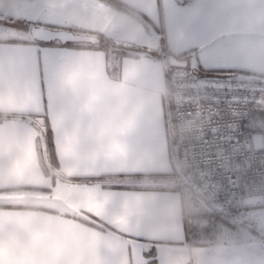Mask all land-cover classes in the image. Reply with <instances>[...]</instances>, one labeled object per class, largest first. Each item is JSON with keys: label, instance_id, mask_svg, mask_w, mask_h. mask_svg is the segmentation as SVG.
Returning <instances> with one entry per match:
<instances>
[{"label": "crops", "instance_id": "crops-1", "mask_svg": "<svg viewBox=\"0 0 264 264\" xmlns=\"http://www.w3.org/2000/svg\"><path fill=\"white\" fill-rule=\"evenodd\" d=\"M119 1L138 14L0 0V264H264V237L188 245L176 190L109 185L172 170L163 43L184 66L264 77V0ZM33 25L126 54L111 69L102 49L36 42Z\"/></svg>", "mask_w": 264, "mask_h": 264}, {"label": "built area", "instance_id": "built-area-1", "mask_svg": "<svg viewBox=\"0 0 264 264\" xmlns=\"http://www.w3.org/2000/svg\"><path fill=\"white\" fill-rule=\"evenodd\" d=\"M170 57L164 42L170 156L185 230L196 216L227 213L242 225L238 237L224 242L248 241L254 224L247 199L264 201V77L200 73ZM120 61L119 54L109 53V68Z\"/></svg>", "mask_w": 264, "mask_h": 264}, {"label": "rangeland", "instance_id": "rangeland-1", "mask_svg": "<svg viewBox=\"0 0 264 264\" xmlns=\"http://www.w3.org/2000/svg\"><path fill=\"white\" fill-rule=\"evenodd\" d=\"M6 36H13L14 33L5 32L3 33ZM186 67L191 68L197 72H203L208 69L200 68L197 63L188 60ZM211 71V70H208ZM213 71V70H212ZM211 71V72H212ZM208 73V72H205ZM213 73H222V72H213ZM224 73V72H223ZM227 73V72H225ZM172 137H170L171 142ZM47 174H50V171L53 169V164L49 162L44 164ZM172 170L167 175H151L146 178H136L133 181L125 183H112L109 185L126 187V186H136V187H145V188H161L176 190V175L174 164H171ZM116 181H123L122 179ZM47 189H45L46 191ZM247 202L251 205L250 219L253 221L254 226L248 228V234L252 237H264V201L260 200L257 197L247 199ZM206 222V223H205ZM242 225V224H239ZM238 222L233 220L229 214L222 213V215H214V218L209 216H196L191 219L190 224L188 225L187 230H185V237L187 239L188 234V245H203L212 240L215 236L217 241L224 242V239L235 238L239 235V226ZM185 227V225H184ZM250 238V239H251Z\"/></svg>", "mask_w": 264, "mask_h": 264}, {"label": "trees", "instance_id": "trees-1", "mask_svg": "<svg viewBox=\"0 0 264 264\" xmlns=\"http://www.w3.org/2000/svg\"><path fill=\"white\" fill-rule=\"evenodd\" d=\"M107 2L111 3L113 6H115L116 8L124 11V12H127V13H130V14H138L133 8H131L130 6H128L127 4L119 1V0H106ZM100 41L97 42V43H87V42H66V43H60L59 41L57 40H54V41H48V42H45V41H37L38 43L40 44H54V45H64V46H75V47H93V48H99V49H102L106 52L107 56L109 55V53L111 51H114L116 52L117 54H119L121 57L123 55L126 54V51L122 48L121 45H118V44H115L113 43L112 41L108 40V39H105V38H102L100 37ZM209 70V69H208ZM203 71V72H208V73H213L214 71ZM43 125V137H44V140L46 142V152H47V156H48V160L50 163H52L54 165V151H53V146H52V141H51V133H50V128L48 126V124L46 122H43L42 123ZM42 159V158H41ZM42 166H44L45 168V165H44V162L42 161L41 162ZM43 168V169H44ZM46 171V169H44ZM79 181H89L87 179H78ZM128 188H138L136 186H126ZM162 188V187H161ZM84 221V220H82ZM87 222L88 224L90 225H93V226H96L98 227V225L94 222H88V221H85Z\"/></svg>", "mask_w": 264, "mask_h": 264}, {"label": "water", "instance_id": "water-1", "mask_svg": "<svg viewBox=\"0 0 264 264\" xmlns=\"http://www.w3.org/2000/svg\"><path fill=\"white\" fill-rule=\"evenodd\" d=\"M31 37L37 41H54L57 40L60 43L66 42H87L97 43L100 39L94 35L75 33L67 29H52L48 27L35 26L30 28ZM171 62L176 65H182V61L177 60L175 57H170Z\"/></svg>", "mask_w": 264, "mask_h": 264}]
</instances>
